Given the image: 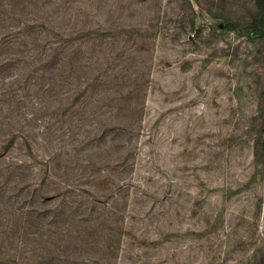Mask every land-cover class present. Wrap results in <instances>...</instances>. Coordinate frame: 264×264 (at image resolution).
Segmentation results:
<instances>
[{
    "label": "rangeland",
    "instance_id": "obj_1",
    "mask_svg": "<svg viewBox=\"0 0 264 264\" xmlns=\"http://www.w3.org/2000/svg\"><path fill=\"white\" fill-rule=\"evenodd\" d=\"M39 1L44 16L64 19L60 30L77 47L72 85L84 81L90 100L83 126L59 121L64 138L53 145L70 147L77 131L105 133L73 152L104 175L71 207L70 225L91 207L88 245L78 242L76 254L90 264L100 256L105 264H264V156H253L264 37L222 26L242 20L253 1ZM4 105L0 140L8 143L25 126ZM35 150L36 160L54 151ZM7 224L6 200L0 264H8Z\"/></svg>",
    "mask_w": 264,
    "mask_h": 264
},
{
    "label": "trees",
    "instance_id": "obj_2",
    "mask_svg": "<svg viewBox=\"0 0 264 264\" xmlns=\"http://www.w3.org/2000/svg\"><path fill=\"white\" fill-rule=\"evenodd\" d=\"M252 1L242 20L222 26L255 40L264 37V0ZM46 4L39 0H0V110L6 104L8 116L19 114L25 126L21 131L25 134L19 138L13 134L8 143L0 140V202L8 201V264H90L89 259L76 254L75 248L79 243L88 245L85 237L92 226L83 220L91 207L81 208L80 221L70 225L77 219L76 209L71 207L77 198L83 204L80 198L87 194L83 185L104 175H96L98 167L84 157L77 161L78 153L73 152L82 151L89 141L104 138L105 133L98 135L96 131L90 137L77 131L71 136L70 147L57 150L53 145L64 138L57 133V123L83 124L81 118L89 111L90 100L84 81L78 85L82 89L72 85L77 47L60 30L64 19L44 16ZM261 92L264 95V87ZM43 115L47 118L42 119ZM75 115L78 121L74 123ZM258 119L262 120L261 128L253 138L256 162L264 156V113ZM41 147L54 151L36 160L32 152ZM129 182L122 181L112 194L114 204ZM97 201L105 205L101 199ZM99 260L102 262L98 264H105L103 256Z\"/></svg>",
    "mask_w": 264,
    "mask_h": 264
}]
</instances>
